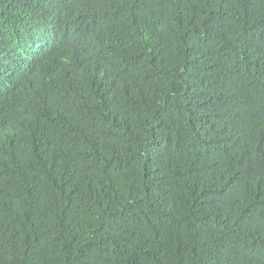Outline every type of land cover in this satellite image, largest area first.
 <instances>
[{
    "label": "trees",
    "instance_id": "1",
    "mask_svg": "<svg viewBox=\"0 0 264 264\" xmlns=\"http://www.w3.org/2000/svg\"><path fill=\"white\" fill-rule=\"evenodd\" d=\"M0 264H264V0H0Z\"/></svg>",
    "mask_w": 264,
    "mask_h": 264
}]
</instances>
